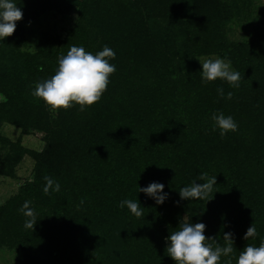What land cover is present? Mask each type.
<instances>
[{
	"label": "trees",
	"instance_id": "trees-1",
	"mask_svg": "<svg viewBox=\"0 0 264 264\" xmlns=\"http://www.w3.org/2000/svg\"><path fill=\"white\" fill-rule=\"evenodd\" d=\"M23 12L0 40V143L8 144L0 176L13 177L25 155L33 180L0 205V249L19 264H175L167 237L187 217L203 223L220 246L232 233L236 264L247 245L264 240V20L255 0H12ZM77 12L63 39L37 34L32 49L22 23ZM238 25V28L235 26ZM240 28V29H239ZM232 33V37L230 36ZM239 35V36H238ZM71 46L96 54L108 46L116 67L99 102L50 112L31 95L51 78ZM217 56L241 73L239 88L217 79L203 84L202 57ZM223 87L221 98L217 89ZM214 113L233 117L236 132L213 131ZM9 125L37 131L43 147L30 151L2 133ZM216 176L205 200L179 191L201 173ZM60 184L43 193L44 176ZM164 185L163 204L139 192ZM139 202L135 217L122 200ZM83 200V204H81ZM36 212L34 230L19 212ZM254 223L257 236L244 239Z\"/></svg>",
	"mask_w": 264,
	"mask_h": 264
},
{
	"label": "clouds",
	"instance_id": "clouds-1",
	"mask_svg": "<svg viewBox=\"0 0 264 264\" xmlns=\"http://www.w3.org/2000/svg\"><path fill=\"white\" fill-rule=\"evenodd\" d=\"M23 17L21 9L12 0H0V40H4L14 34L16 22ZM115 59V52L105 46L102 51L95 55L87 52L83 47L71 46L66 55L58 59V69L55 74L35 85L31 95L37 100L44 102L45 106L56 114L59 110H67L74 104L79 105L81 112L90 108L100 101L103 93L107 90L109 77L115 73L116 67L109 61ZM201 79L203 84L214 82L217 79L227 82L232 88H239L241 73L234 71L231 62L221 58H201ZM221 98L231 100L233 92L229 91L225 96L223 87L217 89ZM213 131L219 129L223 138L229 132H236L238 125L233 117L225 116L223 113H214L211 117ZM45 185L43 193L50 195L52 192L60 191V184L50 176H44ZM197 183L193 181L190 185L179 191L181 200H205L213 192L216 185V176L209 177L201 173ZM139 192L153 198L157 204H163L168 198L164 193V185L153 182L147 187L139 188ZM81 200V204H83ZM31 201H25L19 212L25 217L24 228L34 230L37 223L36 212L30 207ZM121 209L127 207L137 218L143 215L139 202L131 199L122 200L119 204ZM205 225L203 223L192 224L184 217L179 226L168 237L166 248L169 256L175 264H219L222 256L229 257L233 253L232 233H225L223 240L225 246H220L216 238H207L204 235ZM257 236L254 223L248 228L245 240ZM228 264H231L229 260ZM236 264H264V240L259 246L247 245L239 253Z\"/></svg>",
	"mask_w": 264,
	"mask_h": 264
},
{
	"label": "rangeland",
	"instance_id": "rangeland-1",
	"mask_svg": "<svg viewBox=\"0 0 264 264\" xmlns=\"http://www.w3.org/2000/svg\"><path fill=\"white\" fill-rule=\"evenodd\" d=\"M256 7L253 18L264 20V0H255ZM77 19V12L70 15H62L55 11L42 15L36 21H25L22 27L25 30L26 44L23 49H32L33 40L37 34H48L63 39L73 28ZM239 26L236 25L235 28ZM240 29V28H239ZM233 36L232 33L230 35ZM239 36V35H238ZM202 58H218L217 56ZM201 60V58H200ZM2 133L11 142L20 141L22 146L30 151H39L43 147V135L37 131L22 132L20 128L4 125ZM9 151L8 144L0 143V168L3 159ZM35 162L29 155H25L22 161L16 166L13 177L0 176V205L5 204L11 197L19 194L21 188L33 180V169ZM19 256L16 252L8 249H0V264H19Z\"/></svg>",
	"mask_w": 264,
	"mask_h": 264
}]
</instances>
